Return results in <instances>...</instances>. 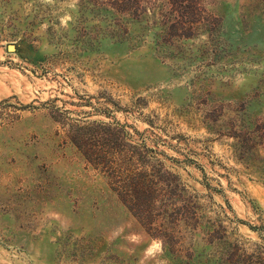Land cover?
<instances>
[{"label": "rangeland", "instance_id": "rangeland-1", "mask_svg": "<svg viewBox=\"0 0 264 264\" xmlns=\"http://www.w3.org/2000/svg\"><path fill=\"white\" fill-rule=\"evenodd\" d=\"M0 264H264V0H0Z\"/></svg>", "mask_w": 264, "mask_h": 264}, {"label": "trees", "instance_id": "trees-1", "mask_svg": "<svg viewBox=\"0 0 264 264\" xmlns=\"http://www.w3.org/2000/svg\"><path fill=\"white\" fill-rule=\"evenodd\" d=\"M98 143L95 142L91 145L90 154L86 156L87 160L97 169L101 166V172H111L109 178L117 186L114 191L118 192L123 203L127 205L130 211L134 212L135 216L139 218L144 216L147 222L152 223L151 215L155 202L164 191L160 186L162 177L158 175L163 172L162 164H159L160 169L157 172L153 170L149 173L146 170L147 162L145 163L141 157L135 165L133 163L134 157L130 154L125 155L124 162L117 164L110 145L106 142ZM124 165L128 166L122 171L121 168ZM162 175H168L173 179V182H176L175 187H180L177 184V176L165 171Z\"/></svg>", "mask_w": 264, "mask_h": 264}, {"label": "water", "instance_id": "water-1", "mask_svg": "<svg viewBox=\"0 0 264 264\" xmlns=\"http://www.w3.org/2000/svg\"><path fill=\"white\" fill-rule=\"evenodd\" d=\"M8 49L9 51H14V46H10Z\"/></svg>", "mask_w": 264, "mask_h": 264}, {"label": "clouds", "instance_id": "clouds-1", "mask_svg": "<svg viewBox=\"0 0 264 264\" xmlns=\"http://www.w3.org/2000/svg\"><path fill=\"white\" fill-rule=\"evenodd\" d=\"M149 252H151V249L149 250Z\"/></svg>", "mask_w": 264, "mask_h": 264}]
</instances>
